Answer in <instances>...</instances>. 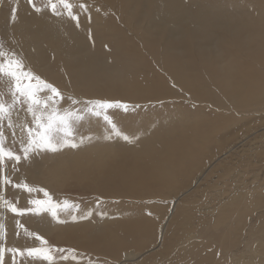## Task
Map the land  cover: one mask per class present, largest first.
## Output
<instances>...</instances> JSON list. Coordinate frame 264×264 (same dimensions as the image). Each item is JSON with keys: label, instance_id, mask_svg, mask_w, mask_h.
I'll list each match as a JSON object with an SVG mask.
<instances>
[{"label": "rangeland", "instance_id": "374dc122", "mask_svg": "<svg viewBox=\"0 0 264 264\" xmlns=\"http://www.w3.org/2000/svg\"><path fill=\"white\" fill-rule=\"evenodd\" d=\"M126 1L70 0L73 15L77 17L72 19L62 6H58L60 15L53 14L46 6L47 0H33L36 7L42 9L40 12L35 11L28 0H0V44L6 51L20 57L34 75L59 90L63 99H58L56 106L60 110L82 111L84 102L90 100L120 101L129 105L127 112L122 109L107 110L120 135L110 132L111 126L106 124L103 116L82 111L84 119L76 124L73 137L78 147H64L56 153H31L27 159L21 150V140L26 139V132L21 131V126L25 123L34 126L32 116L27 113L26 105L18 104L12 110L13 127L9 128L5 119L0 131L5 137V147L21 156V159L16 162L5 158L0 165V197H3L0 201V224L4 230L0 247L5 250L2 264H44L28 257L25 251L42 246L36 236L44 238L48 246L65 250L56 253L57 264H122L124 249L120 255H111L107 252L110 248L100 254L89 249L95 246L86 241V236L96 235L103 239L98 241L105 248V240L112 230L118 229L124 236V230L139 225L140 219L172 215L173 198L167 199L166 191L159 192L161 184L158 183L165 180L156 181L154 178L162 176L161 171L152 178L148 173L144 174L142 182L146 185L143 187L138 183L141 180L139 174L135 180L125 179L104 188L100 179L107 174V161L114 157L109 153L112 144L109 142L131 145L146 128L157 133L165 131L169 136L171 128L177 125L174 120L183 115L186 117H183L185 123L200 119L198 117L210 120L213 116V119L222 121L220 115L224 110L211 102L192 99L170 78L163 81V85H155L154 89L168 90L175 96L148 101L146 104H157L158 109L150 106L145 109L146 113L158 111L147 121L135 122L139 119V116H135L140 105L138 102L96 93H106L112 89L121 91L122 96L125 89H129L130 94V89L147 87L152 72L158 71L151 42L165 46L168 40L193 36L213 39L217 44L233 40L243 44V39L250 40L248 35L256 34L252 31L253 24L264 23V0H167L164 7L159 5L156 8L157 11H165L160 18L164 23H158L149 15L141 17L134 2ZM147 2L152 3L151 0ZM13 8L16 9L14 21ZM145 9L149 11L150 6ZM257 11L262 12L260 17ZM171 19L177 23H171ZM258 57L259 53L250 50L243 54L242 59L253 63ZM258 70L264 72V65ZM102 88L107 90H94ZM262 88L264 86L259 90ZM8 90L7 79H0V94L5 100H10ZM48 94L47 91L40 93L42 97ZM69 97L79 103L72 104ZM175 102L183 107H173ZM166 103L171 104L165 107V111L161 106ZM201 107L207 113L205 116L195 113ZM237 112L240 121L251 117L254 120L251 125H264V105L248 111V115L245 111ZM123 122L126 124L123 125ZM126 126L130 128L123 129ZM109 132L114 133L116 138L113 134L110 136ZM124 136L129 139L125 140ZM256 136L264 137V129ZM81 138L83 143H80ZM186 139L190 137L182 135L178 140L182 142ZM216 150L220 149L216 147ZM210 175L187 198L186 203L182 202L186 207L189 205V214L184 215H189L191 224L176 230L174 239L178 237V240H174V244L180 246H174L162 257L146 255L123 264H240V258H246L247 252L253 255L252 251L256 248L264 254V155L249 156L236 151L231 161L215 167ZM5 177L11 183H4ZM24 183L31 188L47 191L58 204L62 205L67 200L79 207L66 211L58 208L56 218L49 211H24L23 215H18L10 211L3 201L14 204L17 209L28 210L35 207L31 200L47 199L42 191L29 192L23 187H16ZM151 184L155 185L150 187ZM236 192L242 193L244 199L231 206L232 213L225 221H217L216 214L211 213L208 207H216L220 200L226 199V195L232 196ZM73 216L76 219H72ZM143 227L140 229L145 231ZM190 231L193 238L189 243L187 240V251L183 249L187 257L180 258V243L184 242V236ZM129 248L143 249L141 245ZM8 249H19L25 254L14 255ZM68 250H74L75 259ZM62 255L69 259L60 260Z\"/></svg>", "mask_w": 264, "mask_h": 264}, {"label": "bare ground", "instance_id": "6f19581e", "mask_svg": "<svg viewBox=\"0 0 264 264\" xmlns=\"http://www.w3.org/2000/svg\"><path fill=\"white\" fill-rule=\"evenodd\" d=\"M121 1L127 2L126 0ZM130 1L137 6L141 17L149 15L158 23H164L160 18L165 15V11H157L156 8L159 5L164 7L167 0H151L153 4L147 0ZM141 4L144 8L141 7ZM147 6H150L149 11L145 9ZM257 12V16L260 17L262 12ZM254 16L256 15L254 14ZM171 23L177 22L171 19ZM253 25L252 31L256 34L248 35L250 40L243 39V44L236 40L217 44L213 39L193 36L168 40L165 46L151 42L150 48L158 71L152 72V79L147 87L139 86L130 89V94L129 89H125L122 91V96L121 91L112 89L106 93H96L97 95H107L110 98L122 97V99L138 102L140 105L137 106L139 107L138 114L135 116H139V119L135 122L147 121L151 115L158 111L151 110L154 112L146 113L145 109L150 106H155L158 109L157 104H146L148 101L175 96L168 90L154 89L155 85H163V81L170 78L175 80L192 99L199 102H211L217 108L224 110V113L221 114L222 116L220 115L222 121L213 119L214 116L210 115L212 117V119L209 118L210 120L198 117L200 119L193 122L189 121L190 123H185L184 118L186 117L179 114L184 118L179 117L174 120L177 125L171 128V135L169 136L166 135L165 131L157 133L146 128L141 131L140 137L131 145L126 142L121 145L113 143L114 141L109 142L112 143L109 146V153L114 157L107 161V174L100 179L102 186L110 188L113 184L120 181L124 182L125 179L135 180L141 174V180H138V183L143 187L146 185L142 182L144 174L148 173L152 178L154 174L161 171L162 176H155L154 179L156 181L165 180V182L158 183L161 184V186L159 185L161 188L159 192L164 193L166 191L165 197L173 198L171 201L173 214L167 218L156 217L151 219L148 217L140 219L139 225L124 230V236L118 229L112 230L110 237L105 240L107 242L105 248H102L98 241V239H103L96 237V235H87L88 240L86 241L95 246L89 249L104 254L110 248V251L107 252L111 255H120L121 250L124 249L122 264L125 261H137L146 255H156L157 258L167 255L171 248L179 245L174 244V240H178V237L174 239L177 236L176 230L182 227L187 228L191 224L189 215H184L189 214V205L186 207L187 205H182V202L186 203L187 198L199 189L207 176H211L210 173L213 169L221 167L223 162L231 161L236 151L245 152L249 156L259 153L264 155V137L256 136L257 132L264 129V125L260 124L257 127L251 125L250 123L254 122L250 119L251 117L249 120L245 117L247 118L246 121L245 118H242L244 120L242 123L241 118L239 119L236 115L237 111H245L247 114L248 111L264 105V88L259 90L261 86H264V72L258 70L264 65V23H254ZM239 48L241 49L238 51ZM250 50L259 53V57L253 63L247 59H242L243 54ZM91 69L95 68L91 67ZM166 75H168L167 78ZM175 103L176 105L173 107H183L180 105L181 103ZM170 104H163L161 108L166 111L167 108L165 107ZM197 110L198 112L195 111L196 114L201 113L203 116L207 114L203 107ZM259 111L261 110L259 109ZM216 117L218 118V116ZM122 124L125 125L126 123L123 122ZM129 128L126 126L123 129L128 130ZM111 134L115 137L114 133H110V136ZM182 135H187L190 139L179 142L178 139ZM110 136L108 135L109 138ZM245 139L247 141L243 143ZM216 147L220 150H216ZM154 185L151 184L150 187ZM241 195L240 192L232 193V196L226 195V199L218 201L216 207L209 208L207 205L208 210L216 214L217 221H225L228 215L232 213L231 206L244 199ZM256 203L260 206L259 201ZM142 227L145 231L140 229ZM78 238L83 239L80 235ZM192 238L193 233L191 231L184 236V239L182 238L184 242L180 243L182 246L180 258L187 257V240L189 243ZM132 245H141L143 249L129 248ZM252 252H254L253 255L247 252L248 256L246 255L244 259L239 257V263L264 264V254L259 253L258 248Z\"/></svg>", "mask_w": 264, "mask_h": 264}, {"label": "snow or ice", "instance_id": "6c2138e0", "mask_svg": "<svg viewBox=\"0 0 264 264\" xmlns=\"http://www.w3.org/2000/svg\"><path fill=\"white\" fill-rule=\"evenodd\" d=\"M29 4H32L35 11H42L41 8L36 7L33 0H28ZM47 7L51 9L53 14L60 15L58 6H62L63 9L67 10L68 15L72 19H77L73 15V5L70 0H47ZM80 7H84L81 5ZM12 19H16V9H12ZM0 79H7L9 83L8 95L10 100H5L3 94H0V127H2L5 119L9 128L13 127L11 120L12 110L19 105H26V111L32 116V125L29 126L27 123L21 126V131L26 132V139L21 140V150L25 159L29 157L31 153H38L40 151H47L51 153L59 152L64 147H78V144L74 142V130L77 123L84 119L83 112L90 113L93 116H103V120L107 125L111 126V131L116 135H120L115 123L107 115L108 109H122L127 112L129 105L120 101H101V100H90L84 102V109L71 110L65 109L60 110L56 105L58 99H63L61 93L57 88L43 81L40 77L34 75L31 70L27 69L23 63V60L18 57L14 52L6 51L2 44H0ZM47 91L48 95L42 97L40 93ZM72 104H77L76 101L69 97ZM128 140V136L123 137ZM84 140L81 138L80 143ZM5 158L9 160H15L19 162L21 156L16 155L11 150L5 147V137L2 131H0V165L5 161ZM4 183H11L6 177L3 179ZM16 187H23L25 190L42 191L44 196L47 197L45 200H31L30 203L35 205L33 209L20 210L15 207L14 204L3 201L8 209L18 215H23L24 211H33L39 213L41 211H49L51 215L57 217V209L68 210L77 209L79 205L72 204L65 200L63 204H58L52 200L51 196L47 191L43 189H34L29 187L26 183L17 184ZM3 197H0V201ZM72 219H76L75 216ZM3 225L0 224V237L3 236ZM41 243V247L26 249L28 257L36 260L43 261L44 264H57L58 257L56 253H63L64 249H57L52 246H48V242L44 238L36 236ZM4 248L0 247V264L3 261ZM14 255L19 253L24 255L25 252L19 249H8ZM72 253V259H75L74 250H68ZM60 260H68L69 257L62 255L59 257Z\"/></svg>", "mask_w": 264, "mask_h": 264}]
</instances>
